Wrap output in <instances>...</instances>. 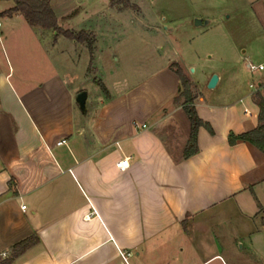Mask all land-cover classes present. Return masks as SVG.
I'll use <instances>...</instances> for the list:
<instances>
[{
	"label": "crops",
	"instance_id": "0c3cea01",
	"mask_svg": "<svg viewBox=\"0 0 264 264\" xmlns=\"http://www.w3.org/2000/svg\"><path fill=\"white\" fill-rule=\"evenodd\" d=\"M0 2V254L34 238L11 264H123V252L131 264H264V151L229 142L260 124L264 68L223 101L194 97L208 126L185 157L191 122L170 58L131 82L115 54L105 70L95 28L79 29L95 33L91 48ZM250 4L264 37V0ZM237 55L264 66V41Z\"/></svg>",
	"mask_w": 264,
	"mask_h": 264
},
{
	"label": "rangeland",
	"instance_id": "374dc122",
	"mask_svg": "<svg viewBox=\"0 0 264 264\" xmlns=\"http://www.w3.org/2000/svg\"><path fill=\"white\" fill-rule=\"evenodd\" d=\"M122 2L112 4L116 9L110 0H53L59 25L95 28L109 54L111 64L106 62L105 70L115 65L110 55L115 54L121 61L114 74L131 82L158 68L165 55L188 79L190 98L200 93L207 101L220 102L231 93L237 77L246 85L256 83V72L247 70L246 61L237 57L242 50L259 56L264 41L251 0H131L133 8ZM197 18L209 22L196 25ZM4 39L0 37V42ZM0 54L4 59L1 45ZM218 73L222 79L209 87L210 77L219 78ZM184 100L182 96L179 102Z\"/></svg>",
	"mask_w": 264,
	"mask_h": 264
},
{
	"label": "trees",
	"instance_id": "16d2710c",
	"mask_svg": "<svg viewBox=\"0 0 264 264\" xmlns=\"http://www.w3.org/2000/svg\"><path fill=\"white\" fill-rule=\"evenodd\" d=\"M16 6L10 10V13L13 12H21L28 23L32 26L41 27L44 29H53L57 32V34L65 35L66 37L73 39L78 42H87L92 48L94 41L96 39L94 33L92 31H88L85 29L82 30H74V29H65L59 25L58 16L56 15L50 0H14ZM113 5L123 4L122 0H112ZM127 8H133L131 0H126L124 5ZM92 35H94L93 39H91ZM180 78V90L176 97H174V102L178 103L180 98L183 96L185 100L183 103L184 110L188 115L191 122V133L187 144V149L185 153V157L195 153L197 151L196 147V135L199 126L207 125L206 122L202 121L196 111L194 106L191 104L194 98H190L187 96L189 93V81L187 78L182 76L179 71H176ZM254 102L259 107L258 121L259 126L253 130L244 132L242 134L233 136L230 135L229 142L230 144H234L236 140H244L249 141L252 144L256 145L262 151H264V98L260 93H256L253 96ZM36 241L34 238H27L19 243H16L13 246V254L10 257L1 259L0 264H11L14 257H17L20 253H22L25 249L33 245Z\"/></svg>",
	"mask_w": 264,
	"mask_h": 264
},
{
	"label": "built area",
	"instance_id": "2783aa9c",
	"mask_svg": "<svg viewBox=\"0 0 264 264\" xmlns=\"http://www.w3.org/2000/svg\"><path fill=\"white\" fill-rule=\"evenodd\" d=\"M1 24H2V22H1V20H0V26H1ZM247 68H248V70H250V71H254V70H256V69H263L264 66H263L262 64H254V63L247 62ZM244 113L249 114V110H248V109H244ZM137 127H139L138 124H137ZM141 128H147V124H145V123L142 124V125H141ZM64 142H65V141L62 140V141L59 142V144H63ZM129 163H130V158H129V157H126L125 159H123V160L119 163V165H120L122 168H124V167H127V166L129 165ZM89 216H90V215H88V217H89ZM121 255H122V257H123V264H131V263H130V256L132 255L131 252H128V253L123 252V253H121ZM0 256H1L2 258H7V257L9 256V253H8V252H3V253L0 254Z\"/></svg>",
	"mask_w": 264,
	"mask_h": 264
},
{
	"label": "water",
	"instance_id": "95a60500",
	"mask_svg": "<svg viewBox=\"0 0 264 264\" xmlns=\"http://www.w3.org/2000/svg\"><path fill=\"white\" fill-rule=\"evenodd\" d=\"M209 21L208 20H202V19H195V24L196 25H201V24H207ZM218 80V76L216 74H213L208 82L209 87H213ZM86 100H87V92L86 91H81L77 95V101L79 105L81 106L82 110H86Z\"/></svg>",
	"mask_w": 264,
	"mask_h": 264
}]
</instances>
